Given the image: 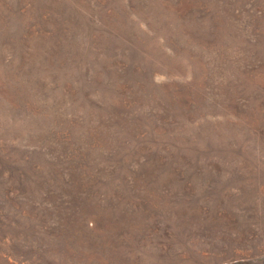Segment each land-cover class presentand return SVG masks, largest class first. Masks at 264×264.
<instances>
[{
  "label": "rangeland",
  "instance_id": "374dc122",
  "mask_svg": "<svg viewBox=\"0 0 264 264\" xmlns=\"http://www.w3.org/2000/svg\"><path fill=\"white\" fill-rule=\"evenodd\" d=\"M0 264H264V0H0Z\"/></svg>",
  "mask_w": 264,
  "mask_h": 264
}]
</instances>
